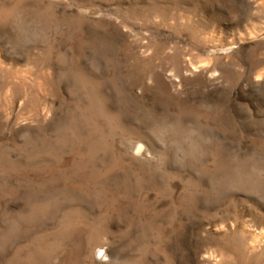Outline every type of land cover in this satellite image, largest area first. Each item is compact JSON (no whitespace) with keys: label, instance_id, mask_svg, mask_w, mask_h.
Instances as JSON below:
<instances>
[{"label":"rangeland","instance_id":"1","mask_svg":"<svg viewBox=\"0 0 264 264\" xmlns=\"http://www.w3.org/2000/svg\"><path fill=\"white\" fill-rule=\"evenodd\" d=\"M148 112L203 158L155 172ZM0 264H264V0H0Z\"/></svg>","mask_w":264,"mask_h":264},{"label":"clouds","instance_id":"2","mask_svg":"<svg viewBox=\"0 0 264 264\" xmlns=\"http://www.w3.org/2000/svg\"><path fill=\"white\" fill-rule=\"evenodd\" d=\"M6 21L10 22L18 37H23L20 43H42L46 44L52 34L53 22L49 12L41 9L35 15L34 19H28L20 5H14L4 13ZM13 48L19 46L12 45ZM145 120L151 122V132L157 141L164 147V151L151 157H140L155 172L164 174L167 172L166 165L169 160V147L176 146L172 160L176 167L181 169L189 167L191 164L202 159L205 154L207 145L211 142L212 137L206 135L211 130L204 129L198 121L188 126L182 125L177 118L161 115L153 116L148 112Z\"/></svg>","mask_w":264,"mask_h":264}]
</instances>
